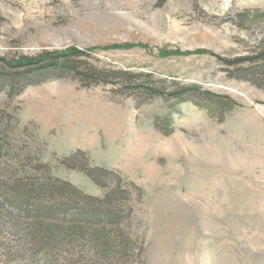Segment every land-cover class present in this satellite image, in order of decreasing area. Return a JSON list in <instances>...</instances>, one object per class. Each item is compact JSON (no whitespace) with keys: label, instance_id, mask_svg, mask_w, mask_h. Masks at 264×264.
I'll list each match as a JSON object with an SVG mask.
<instances>
[{"label":"rangeland","instance_id":"374dc122","mask_svg":"<svg viewBox=\"0 0 264 264\" xmlns=\"http://www.w3.org/2000/svg\"><path fill=\"white\" fill-rule=\"evenodd\" d=\"M71 49L83 69L199 91L6 78ZM0 75V182L44 170L77 198L33 207L116 210L128 241L107 261L89 240L57 245L38 229L53 219L3 206L0 183V264H264V0H0Z\"/></svg>","mask_w":264,"mask_h":264},{"label":"trees","instance_id":"16d2710c","mask_svg":"<svg viewBox=\"0 0 264 264\" xmlns=\"http://www.w3.org/2000/svg\"><path fill=\"white\" fill-rule=\"evenodd\" d=\"M253 16H246V20L251 19ZM87 52H81L77 49H71L68 52H45L35 58H21L18 61L13 60L12 63H6L4 68L14 69L17 71L15 76L10 77L6 75L7 79H20L30 82L32 77H42L46 73L58 72V73H69L74 77L78 78L82 84L85 86H97L101 84L113 85L116 79L119 77L129 78L131 81V94H135L139 91L141 95H146L148 97H167L171 96L173 99L183 98L185 95L196 93L199 91L196 87L181 88L173 94H168L161 88H157L149 83V75L139 74L131 75L127 73L120 72H110L106 70H98L95 67L88 65L87 68L83 69L84 62L80 61L79 58L89 56ZM0 77H3L0 75ZM143 93V94H142ZM211 96V94L209 95ZM215 96H211L213 99ZM4 145L0 146V158L3 157L2 150ZM42 174L46 178L43 180L44 184L37 180V183L33 185L32 180L28 178L19 179L12 184H5L3 189H8L11 193L12 199L5 201L6 204L3 206H9L14 209L16 213L21 212L22 214H27L30 209L34 206L35 202L45 199L47 203L48 200L54 201L56 197L66 195H72L74 191L69 185H58L56 182L51 181L48 178L47 172L43 170ZM25 177V176H24ZM38 179V178H37ZM1 189V188H0ZM120 192V190H118ZM77 198V196L72 195ZM109 203H104V205ZM49 205V204H48ZM58 204H53L54 207L38 208L33 207L38 212L40 211L42 215L53 219L48 223L49 226L44 229L41 225L38 229H43L50 240L60 239L57 245H62L64 243L74 244L79 243V241L86 242L89 240V244L94 247H98L97 253L102 256L103 261H107V253L111 250V245L115 248H126L128 246V241L125 236H123L121 230L119 229L122 224L121 217L116 210L109 208H102L103 210H94V212H89L88 209H81L79 207L72 208L70 212H64L59 209ZM2 206V208H3ZM109 207V206H108ZM24 211V212H23ZM36 216L34 218H39ZM13 218V217H12ZM43 218V217H42ZM14 220V218H13ZM41 223L43 220H40ZM62 232H59V231ZM37 231V230H36ZM76 245V244H74Z\"/></svg>","mask_w":264,"mask_h":264}]
</instances>
